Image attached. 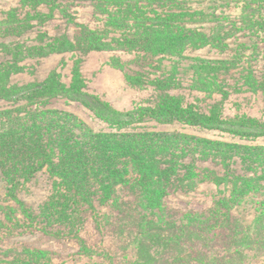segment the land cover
Wrapping results in <instances>:
<instances>
[{
    "label": "rangeland",
    "instance_id": "obj_1",
    "mask_svg": "<svg viewBox=\"0 0 264 264\" xmlns=\"http://www.w3.org/2000/svg\"><path fill=\"white\" fill-rule=\"evenodd\" d=\"M169 13L167 25L148 20ZM64 40L106 48L43 53ZM0 77L14 95L0 98V264H264V150L234 149L226 166L190 151L194 186L169 163L167 194L147 210L133 171L107 193L94 175L70 191L53 142L58 132L126 153L134 134L170 132L264 147V0H0ZM166 95L240 132L174 118ZM29 136L31 160L16 149ZM231 172L261 189L214 177Z\"/></svg>",
    "mask_w": 264,
    "mask_h": 264
},
{
    "label": "trees",
    "instance_id": "obj_2",
    "mask_svg": "<svg viewBox=\"0 0 264 264\" xmlns=\"http://www.w3.org/2000/svg\"><path fill=\"white\" fill-rule=\"evenodd\" d=\"M174 15L176 14L169 13V15H166L165 17L146 16H148V20L151 22L156 20L160 23H163V25H167L172 21L171 17ZM93 42L80 43L64 40L59 43L57 41L55 43H51L49 47H45L43 49V53L72 51L75 49H82L84 51L104 50L106 48L102 45V43ZM219 62L220 61L215 62V64ZM209 64H211V62H208L207 66H210ZM213 66L214 68L218 69V71L223 69L222 67H216V65ZM199 67L201 69L203 68L201 64ZM197 70H199V68ZM206 70L213 71L210 67H206ZM12 96L14 95H12V92L9 93V91H5V93L0 94V98H9ZM166 96H168V100L165 101V106H167L166 112L168 114H173L174 118H183L182 121L193 125L204 126L206 128L236 133L240 132L237 124H231L229 123L230 121H224L222 118H217L216 116L213 117L212 115H206L191 110L186 111L185 108L180 107L178 103L173 102V96ZM9 112L10 111H4L0 112V114H8ZM48 112L51 113V111ZM103 113L105 114V112ZM4 135L5 131H0V139ZM88 136L92 139H95L101 138L102 134L96 135L90 132L88 133ZM111 136H118V133H112ZM120 136L125 138V134H121ZM28 139L29 140L24 139V137H19L18 142H22V145L18 146L16 149L23 151L28 156L27 160H31V157L28 154L32 151L29 150L28 147L32 143L35 145L36 143L31 136H29ZM129 139V147L131 148L126 153H123V148L119 142H106L105 145H102L100 148H97L98 146L96 147V144L92 146L91 150H88L84 147L83 142L79 140L72 141L67 137L65 138L64 133L59 134L57 132L53 142L56 144L55 150H57L59 153L57 157V159H59L58 168L61 170L60 175L66 181V183L72 184L69 186L70 191L75 188V192L85 193L87 188L81 183L82 181L89 183L90 177L94 175L96 176V181L98 182V185L102 189L103 193H107L106 191H108V189L106 188L112 187L113 184L117 185L119 183H123L125 181L124 176L130 174L133 171L135 174H138L135 185L143 190V193L146 195V201L150 202L146 209L152 210L160 205V202H158L160 197L167 194L165 191L166 186H162V184L164 178H167V180L170 181L169 174L171 173L173 167L171 165L169 166V163H171L174 167H176V165L186 166L184 167L186 175L180 178L179 182L183 183L188 189H191L192 186H194V181L197 180L200 175L195 173L196 169L194 165H187V163H184V159L187 157L186 154H188L190 151L195 150L200 154L205 153L207 149L211 152L217 151V157L221 158L222 164L226 166V161H228V158L232 157V151L234 149H237L236 154L238 157L247 151L256 159L262 157L258 151L264 150V147H248L240 144L232 145L226 142L214 141L195 135L170 132H140L132 135ZM132 141L133 143H131ZM11 143L12 142L5 144L3 148L5 149L8 147V149H10ZM147 143H149V150L145 153L139 152V147L143 148V146ZM166 158L170 159L168 160ZM241 158L243 159V157H240V159ZM249 160L251 161L250 163L255 162L251 159ZM162 164H164L166 167L161 168ZM55 173L58 174V171ZM222 176H217V173L214 175L216 179L222 178V180L224 178L230 177V180L235 186H241L243 183H245L249 187V191L261 189L259 177L256 175L253 177L231 172L229 174L226 173L224 177ZM75 180H79V183H76ZM74 183L75 185L73 187ZM262 193L264 194V191H262ZM64 195L68 197L69 194L66 192ZM75 201L77 202V199ZM78 202H80V200H78ZM260 202L264 211V199Z\"/></svg>",
    "mask_w": 264,
    "mask_h": 264
}]
</instances>
